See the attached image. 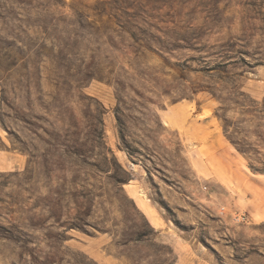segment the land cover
<instances>
[{"label":"rangeland","instance_id":"obj_1","mask_svg":"<svg viewBox=\"0 0 264 264\" xmlns=\"http://www.w3.org/2000/svg\"><path fill=\"white\" fill-rule=\"evenodd\" d=\"M263 104L264 0H0V264H264Z\"/></svg>","mask_w":264,"mask_h":264},{"label":"trees","instance_id":"obj_2","mask_svg":"<svg viewBox=\"0 0 264 264\" xmlns=\"http://www.w3.org/2000/svg\"><path fill=\"white\" fill-rule=\"evenodd\" d=\"M101 4H103V6H106L107 3H101ZM111 9H114L112 11L115 13V16H114V14H109L111 19H113L114 22H116V24H118V26H120L125 32H127L128 34L131 35V33L128 30V28H129L128 26H131L130 22L127 20H125V21L119 20L120 18H117L120 16L118 14L119 10L116 7L115 8L111 7ZM262 109L264 110V104L262 105ZM232 144L236 147V149L240 153H242L244 155L258 154V152L255 150H248V148L245 147L246 144H243V143L241 144L237 141H233ZM247 159H248V168L250 169V171L253 174L264 175V163L263 162H260L259 159L256 158V156H254V158L248 157Z\"/></svg>","mask_w":264,"mask_h":264},{"label":"crops","instance_id":"obj_3","mask_svg":"<svg viewBox=\"0 0 264 264\" xmlns=\"http://www.w3.org/2000/svg\"><path fill=\"white\" fill-rule=\"evenodd\" d=\"M166 117L169 116L167 115V112H165ZM205 119V118H204ZM200 125L203 127L204 123H200ZM218 136H211L206 140L204 143H199L196 147L197 149L204 148L206 147L207 151L209 152V157H214L215 159H222L224 156L230 155L229 153L230 149L226 146L220 145L217 141ZM205 160V161H204ZM202 162L197 161L198 164L202 167L205 168L207 171H210V166L208 160L204 159Z\"/></svg>","mask_w":264,"mask_h":264},{"label":"built area","instance_id":"obj_4","mask_svg":"<svg viewBox=\"0 0 264 264\" xmlns=\"http://www.w3.org/2000/svg\"><path fill=\"white\" fill-rule=\"evenodd\" d=\"M239 219L242 220V221L245 220V218L243 216H240Z\"/></svg>","mask_w":264,"mask_h":264}]
</instances>
